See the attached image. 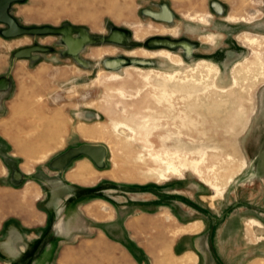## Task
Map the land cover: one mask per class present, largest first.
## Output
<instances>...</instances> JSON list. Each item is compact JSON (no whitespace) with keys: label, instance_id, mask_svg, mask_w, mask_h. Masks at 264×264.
Listing matches in <instances>:
<instances>
[{"label":"rangeland","instance_id":"obj_1","mask_svg":"<svg viewBox=\"0 0 264 264\" xmlns=\"http://www.w3.org/2000/svg\"><path fill=\"white\" fill-rule=\"evenodd\" d=\"M8 14L24 29L65 33L5 37L0 23V210L83 145L105 150L96 168L109 178L95 183L115 181L85 200L52 264H161L100 231L137 209L141 243L156 231L144 216L166 218L171 244L199 229H178L184 222L203 219L199 264H264V0H22ZM207 139L223 149L212 168L159 177L164 156L200 161ZM164 192L172 206L143 200Z\"/></svg>","mask_w":264,"mask_h":264},{"label":"crops","instance_id":"obj_2","mask_svg":"<svg viewBox=\"0 0 264 264\" xmlns=\"http://www.w3.org/2000/svg\"><path fill=\"white\" fill-rule=\"evenodd\" d=\"M247 167L248 151L244 168L248 169ZM106 174V172L99 171L86 157L72 160L60 172L40 169L36 178H31L30 181L26 182L28 187L25 191H22V194L16 193L13 195V204L10 207L13 206L15 214L7 215L1 219L0 261H6L9 264H20L22 262V264H52L60 245L69 241L79 230L82 222L81 216L85 214V200L96 195L94 191H98V186H100V189L109 188L115 183L111 179L100 183V185L95 183L98 178H109V175ZM32 180L36 183L32 184ZM233 190L235 191L236 187H233ZM111 192L114 191H105L108 197L106 199H112L116 202L114 197L108 195ZM159 195L158 200L155 196H149L143 200L152 204L158 201L163 205L172 206L170 193L164 192V194ZM134 200L140 199H129V201ZM123 201L127 202L124 198ZM114 205L117 210H120L116 203H113ZM10 207L6 205L4 211L0 210V214L6 213ZM192 207L208 217V214L203 210L195 206ZM140 213L142 215L146 212L137 209L127 217V219L129 217L132 219L127 223L125 219L121 220L120 218L107 220L100 231L107 240L119 245L121 248L129 251L127 247L132 244L142 250L140 251L142 255L153 256L159 263L162 259L161 264H165V260L162 258L164 256L181 258V264H199L201 257L199 248L205 239L202 233L203 219L201 221L196 219L184 222L178 229L183 230L190 226H198L199 229L180 233L181 236L185 235V239L182 237V242L177 239L175 243L171 244L168 239L170 233L165 230L168 228L167 224L169 223L165 220L166 218L164 221L162 218L153 221L150 216L148 218L144 216L142 220H148L147 222L156 228L154 237L152 236L150 239V244L148 242L141 243L139 238L131 232V230L137 229V226L141 223L139 222L141 221ZM135 219H139V221ZM212 221L218 222L210 217V227ZM196 236H198V239L194 238ZM209 242L208 240V248ZM22 258H27V262L19 261Z\"/></svg>","mask_w":264,"mask_h":264},{"label":"water","instance_id":"obj_3","mask_svg":"<svg viewBox=\"0 0 264 264\" xmlns=\"http://www.w3.org/2000/svg\"><path fill=\"white\" fill-rule=\"evenodd\" d=\"M22 0H0V23L7 25V29L3 31L5 37H13L23 34H43V33H65V31L42 29H24L16 24L14 19L8 14L9 5L13 2ZM70 31V29H69ZM105 150L102 146L83 145L77 149H73L54 161L52 168L62 171L70 162V160L83 155L89 158L97 168L102 167ZM215 221H212L209 233H212Z\"/></svg>","mask_w":264,"mask_h":264},{"label":"bare ground","instance_id":"obj_4","mask_svg":"<svg viewBox=\"0 0 264 264\" xmlns=\"http://www.w3.org/2000/svg\"><path fill=\"white\" fill-rule=\"evenodd\" d=\"M209 69L211 72L215 71L213 68H209ZM166 81H170V79ZM151 107H154V105H152ZM191 124L194 126V123L191 122ZM147 129H148V126H147ZM177 131L179 134L182 133V131L180 130H177ZM186 134L187 136H190L192 134L191 130H187ZM176 141L178 145H181L180 140L176 139ZM210 143H213V144L209 146L208 144ZM179 150H182V145L179 147ZM222 152H223V149H221L218 146L216 141L207 139L206 147L204 148V150H201L200 152V155H201L200 161H188L187 158L181 154L166 155L164 156L165 159L161 160L162 161V164H161L162 171L159 174V177L162 179H165L168 175H177V174L180 175L183 171L187 170L188 168H191L194 172H198V169L201 166L202 162L208 163L209 167L212 168L214 166V162L212 160L215 157H218V155L221 154ZM227 157L231 158L230 156H227ZM212 190L219 191V189L215 186H212Z\"/></svg>","mask_w":264,"mask_h":264}]
</instances>
